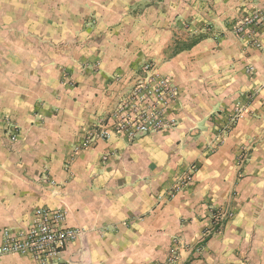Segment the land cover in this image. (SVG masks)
<instances>
[{
	"label": "crops",
	"instance_id": "1",
	"mask_svg": "<svg viewBox=\"0 0 264 264\" xmlns=\"http://www.w3.org/2000/svg\"><path fill=\"white\" fill-rule=\"evenodd\" d=\"M130 3L92 4V11L126 16ZM254 7L264 9V0L157 1L155 29L201 31L174 53L172 38L155 44L167 47L157 51L159 68L181 91L180 126L135 141L113 134L82 146L68 167L81 131L130 87L133 61L100 55L101 70L77 71L79 84L67 93L57 65L10 72L13 93L0 111L21 135L13 150L0 148V242L4 229L27 226L37 208H65L67 225L82 230L64 253L70 264H157L176 235L186 245L175 264H264V31L261 48L233 31ZM236 106L242 117L219 142ZM194 163L190 183L168 199L167 188ZM225 213L232 215L220 224ZM0 264L38 263L8 254Z\"/></svg>",
	"mask_w": 264,
	"mask_h": 264
},
{
	"label": "rangeland",
	"instance_id": "2",
	"mask_svg": "<svg viewBox=\"0 0 264 264\" xmlns=\"http://www.w3.org/2000/svg\"><path fill=\"white\" fill-rule=\"evenodd\" d=\"M119 1L0 0V109L2 107L6 109L9 93H13V79L10 78L9 73L14 69L17 70L19 66L37 67L40 63L47 67L57 65L62 71L63 92L67 93L66 87L73 88L79 84L78 79L74 77L77 71L98 73L101 70L100 55L108 57V60L120 57L133 61L134 67L131 69L133 77L129 79L131 84L129 90L136 77L144 73L146 64L154 63L160 70L157 51L159 55L164 54L167 52V47L155 45L156 40L164 41L167 37L174 39V46L169 47L170 53H174L178 48H182L183 41L191 42L201 34V31L193 27L189 28L190 26L186 24L172 31L155 29L156 17L151 9L156 7L157 1L161 4L163 0H132L131 10H134L126 16L122 13L118 14L116 10H107L109 13L92 11V4L98 6L102 3L117 9ZM185 37L188 40H184ZM128 90L121 92L119 100L128 94ZM180 101L175 103L176 125L156 132H169L180 126L184 110ZM114 109L115 107L105 114L96 113L92 124L97 118L105 117ZM90 127L81 131L84 133L83 139L87 136ZM196 127L191 125L187 131L191 132ZM20 135L21 128L7 111L1 110L0 148L13 150ZM77 146L79 144H75L74 147ZM75 156L73 150L69 161L65 163L67 167ZM197 166L195 164L184 170L167 188L164 195L168 199L178 195L190 183ZM50 183L55 184L54 181ZM66 211L68 219V209ZM75 228L78 229L79 237L82 230ZM184 244L180 236H174L169 249L164 252L165 260L160 258L157 264H175L179 258L181 246ZM64 253L51 264H70L69 259L64 257ZM159 254H162L161 249Z\"/></svg>",
	"mask_w": 264,
	"mask_h": 264
},
{
	"label": "built area",
	"instance_id": "3",
	"mask_svg": "<svg viewBox=\"0 0 264 264\" xmlns=\"http://www.w3.org/2000/svg\"><path fill=\"white\" fill-rule=\"evenodd\" d=\"M235 34L248 38L252 45L262 47L260 34L264 31V9L252 8L238 18L234 26ZM128 94L120 98L114 111L99 117L90 127L82 145L74 148L77 154L83 147H89L100 140H108L113 134L135 141L149 133L175 126V103L181 99V91L172 79L164 75L154 63L144 66ZM244 109L236 106L227 117L223 132L218 135L219 142L242 117ZM14 138V137H13ZM83 146V147H82ZM109 155L104 157L107 160ZM247 158L240 155L241 162ZM225 213L218 221L230 217ZM223 219V220H222ZM78 229L67 225V211L62 208H37L30 223L17 230L4 229L0 242V257L18 254L32 257L41 264H51L58 260L78 237Z\"/></svg>",
	"mask_w": 264,
	"mask_h": 264
}]
</instances>
